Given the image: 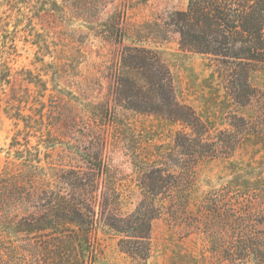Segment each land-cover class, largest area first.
I'll use <instances>...</instances> for the list:
<instances>
[{
  "label": "rangeland",
  "instance_id": "rangeland-1",
  "mask_svg": "<svg viewBox=\"0 0 264 264\" xmlns=\"http://www.w3.org/2000/svg\"><path fill=\"white\" fill-rule=\"evenodd\" d=\"M188 2L0 0V54L11 65L5 74L10 82L0 91V174L7 162H16L9 154L11 143L24 131L42 157L50 155L49 175L58 165L86 168L90 156L99 154L109 169L99 177V197L104 191L111 211L119 216L132 213L142 197L141 169L161 163L172 153L175 135L189 132L182 125L125 110L115 101L123 47L154 50L170 70L177 100L206 123L209 141L225 131L242 136L233 152L197 161L191 175H180L171 194L160 195L162 216L152 224L147 264H230L225 250L240 230L230 216L235 209L243 213L247 203L236 199L229 184L234 179H264V71L252 76L260 100L244 108L228 101L211 76L209 60L183 52L180 35L169 24ZM114 23L122 28V44L110 31ZM6 102L23 105L21 115L33 120L30 129L7 115ZM240 118L249 126L237 129ZM220 192L224 199L203 214L207 197L214 200ZM183 195L189 203L186 210L177 203ZM251 219L253 234L261 231L258 213ZM117 241L99 227L95 264H133Z\"/></svg>",
  "mask_w": 264,
  "mask_h": 264
},
{
  "label": "trees",
  "instance_id": "trees-1",
  "mask_svg": "<svg viewBox=\"0 0 264 264\" xmlns=\"http://www.w3.org/2000/svg\"><path fill=\"white\" fill-rule=\"evenodd\" d=\"M169 24L180 35L183 52L209 60L211 76L218 79L228 101L244 108L260 100L252 76L264 71V0H189L187 9L175 12ZM110 31L115 42L122 44V28L114 23ZM10 72L2 53L0 91L10 82L5 75ZM116 74L114 95L120 107L182 125L189 132L175 135L173 151L161 163L141 169V200L132 213L122 217L111 211L104 191L98 195L99 177L109 174L99 154L90 156L86 168L58 165L55 174L49 175L50 155L42 157L39 147L30 145L27 133L18 131L9 152L17 163L7 162L0 174V264H95L100 226L118 238L120 252L133 264H147L152 224L162 216L160 195L171 194L179 186L180 175H191L197 161L234 151L242 135L225 131L209 141L206 123L177 100L170 70L158 52L124 46ZM22 106L6 102L4 108L11 119L30 129L33 120L21 115ZM239 121L237 129L249 126ZM229 185L236 199H245L247 208L243 213L235 209L230 216L240 230L225 250L226 260L264 264V179H234ZM223 193L214 200L207 197L203 214L212 212L208 206L217 207ZM177 203H182V210L189 206L184 195ZM254 213L263 227L255 234L248 227Z\"/></svg>",
  "mask_w": 264,
  "mask_h": 264
}]
</instances>
